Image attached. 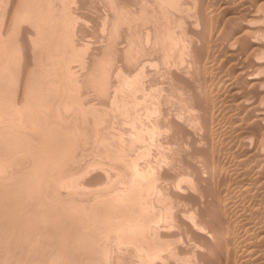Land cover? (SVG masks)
Instances as JSON below:
<instances>
[{
  "label": "rangeland",
  "instance_id": "374dc122",
  "mask_svg": "<svg viewBox=\"0 0 264 264\" xmlns=\"http://www.w3.org/2000/svg\"><path fill=\"white\" fill-rule=\"evenodd\" d=\"M10 1L12 2V0H2V1L0 0V3H1V5H0V26H1L0 34H2V33L4 34V33L8 32L7 35L6 34H4V36L0 35V46L3 45V48L0 50L1 51L0 54L2 56H5L3 54L7 55L10 53L9 55L13 59L12 66L14 68L12 67V69L14 71L13 73L16 74V75H14V74L13 75L17 76L16 77L17 79H14L13 82L10 84V88L13 89V93L9 94L8 96L11 98L9 101L11 102V104H13L14 101L17 100V98L19 100L20 97L23 95L21 99L22 100L24 99V100L22 101L21 105L19 103H17L18 101L15 102L16 105L19 104L18 107L19 106L23 107V108L19 107V108H21V110L18 112L19 119L22 120L21 117L26 116V113L28 112L26 110V108H24V105L26 103L25 100L27 97V95H26L27 93L24 92V90H22L25 88V86L22 87L24 82H25V80L23 79L24 78L23 73L25 75L26 73L29 74L28 72H30L32 74V75H30V77L32 76L31 78H33L35 80L33 82H35V84L37 83L35 86H37V88L40 86L44 87L43 85L47 83L46 81L51 80V77H48V75H49L48 70L55 66L54 68H57V72H56V74L52 75V77H54L56 75L57 77L55 76V79L58 80L56 82H58L59 84L61 83L60 85L62 87L64 84H65L64 85L65 88L69 86L67 89H65L64 93H61L59 96H58V94H56L57 98L54 94H52V93L50 94V95H52V97H51V100L50 99H48V100H50L53 103L56 102L57 104L54 103L55 105H53V103H52V106H51L52 108H49L48 112H47V110H44L45 113H43V111L42 112H34L33 108H31V115H34V113H36L35 115H45V119H47V117H48L50 119H47V120H53V118H54V121L56 123L61 124V125L57 124L58 127L62 126L61 128H63V126L65 127L69 124V126L72 127L71 128L72 130L74 128V130H73L75 132L74 138L77 137V139L76 138L74 139V142L72 143L71 148L68 150V152L69 151L70 152L69 153L67 152L65 154L66 157L64 158V165H65L64 168L66 169V167H67V169L75 170V169H80V168L85 166V169H84L83 173L81 172L82 173L81 175H79L80 173L78 172L77 176H73L74 178L72 177L73 178L72 182H71L72 178L71 179H69L68 177L66 178V182H67L66 184H67L68 188L66 186H64L66 188L65 190H63V187L61 188V190H56V189H58V188H56V189L52 190L53 193L51 191V195L53 197H56L57 199L58 198L60 199V197H61V199L64 198L66 200H72L74 198L75 200L80 199L82 201H87V202L91 201L89 203L94 202V200H99V196L101 199L105 198V200H106V197L108 195L107 200H109L110 202H113V201H116L117 197H118V196H115L116 192L117 191L120 192L121 189H124V190L126 189L125 192H124V190H122L120 192V193L124 192V194L128 192L125 195L134 194V191L136 189H137L136 191L142 190L143 197L141 199V202L144 203V201L146 199V201L149 200L147 202V204L150 202V206L151 205H152L151 207L154 206V208L150 207L151 209L147 208V215L148 216L156 215V217H157L156 221L154 222V225H156L158 228L156 227L154 229V231H151L150 233L153 234V232H154V234H156L155 230L158 231L159 229H161L160 226L162 228H163V226H164V228H166L165 225L167 226V224H168L167 229H173V230H175V233L179 232V233L175 234L174 237L171 238L172 240H174L176 238L174 244L171 246V249L173 248L172 250H176L179 253V250H180L179 248H181L179 246H182V248H185V249L181 248L182 249V250H180L181 253H179V256L181 257V260H180L181 262L184 261L185 264H190V263L199 264V262H200L199 259H198V261H196V259H195L196 256H194V254L191 253V251H193L195 246H201L202 247V245H200V244L198 245V243L196 242V240H195L196 236L195 235H190L191 233L188 234L187 229H186L187 228L186 223H185V225L183 224V222H180V224L182 223L181 225L176 224V221H177V223H179L176 216L181 214V212H182V213H185L186 216L188 217V218L186 217V219H188V222H195L199 219V213L200 214L206 213L204 215V217H207V215L208 216L211 215L210 216L211 219L209 217H207L209 220V221L208 220L207 221L210 223H213V225H219V223L221 222L220 219L222 220L223 223L225 222L224 224L228 223L227 224L228 226L225 225L226 228L224 227L225 233L227 232L228 236H227V233H226V235L224 233L223 236H225V237L223 238V241L221 242L222 244H220L218 241L217 242L214 241L213 245H212V247L215 245L213 248L216 250V252H217V249H216L217 245L219 244L217 248H219V246L222 245L221 246L222 248H220L221 253H220V251H218L217 252L218 254L216 252H214L211 255H209V253H208L209 256L206 255L207 259L210 262H212V263H210L208 260H206L209 264H216V263L220 264L221 262H223L221 264H225L226 263V261H225L226 255L225 254L227 253L226 250L234 249V250L238 251L237 253H239V250H241V248L245 245V244L243 245V243H245V242H243V239H248V240L254 239L253 242H255V241H258L259 243L262 242L261 244L258 243L260 248L259 247L257 248V252H255V253L258 255H255V257H254V258H256V259L258 258V259L254 262V264L256 262H259V261H261L260 264H263V262H264L263 261L264 260V257H263L264 256V250H263L264 244L263 243L264 242L262 240L260 241L259 240L260 238L258 236H255V233H257L256 231H258V227L264 226V221H263L264 220V208H257L256 209V208H253V206L250 207V204L251 205L253 204L254 198L256 199L258 193L261 194L264 189L262 188L263 187L262 185L257 184L256 185L257 189H255L256 187H254L252 192L249 191V193L252 195H249V193H246V195H244L242 191L244 190L246 185H243V183L241 181H239L240 180L239 177L241 175L243 176V173L245 175V178H248V176H250L249 178H252V177H255V175L257 174L256 172L253 171L251 174L247 175V173L245 172L248 168H250L248 163H249V161L253 155L252 152H254L253 147H254L255 143H253V146L251 148L248 147L250 149L249 150L248 148H245L244 146H241L238 143L239 139L237 138L236 132H235V134H236L235 135L234 133H232L231 131L228 130V127L230 125V119L231 118L233 119V117L236 116L235 114H237V113L233 110L234 111V114H233V111L228 110V106H227L228 102H226L227 98H226V96L223 95V94H225L224 91L225 90L227 91L228 85L220 83V82H222L220 80L227 77L225 73L228 74L231 71L230 77L233 76L232 73H234V72H232V66L237 65L239 67V65H240V67L241 66L243 67V65H242L243 62L241 59H238L237 55H235L236 57L232 56L233 58L232 57L229 58V57L224 55V53H225L224 50H225V47L229 44V42H234L233 39H235V41L237 39H240V34L242 36L241 30L243 29V24L241 21H244V19H246L244 16L245 15L244 13L247 10H250L251 6L254 7V5H258L259 2H257L256 0H250V2L251 1L253 2V4H254L253 5L252 2L251 3L247 2L249 0H243L244 2L242 0H225V1H230L229 5H228L227 12H230V14L232 13L231 15L234 16L233 18L235 20H237V17H238L237 21L240 22V25H239V22L234 23V24L233 23L230 24V19L228 18L229 20H227V16H226V19H225V17L222 16L223 8H221L220 4L224 0L223 1L222 0H202V1L201 0H187V2L189 1V4L184 2L186 0H175L176 2L174 1L175 3H173L172 5L164 4L163 0H147V1L146 0H114V1L113 0H85V2H84V0H82V1L81 0H50V1L49 0H44V1L43 0L42 1H40V0H33L32 1L31 0V7H32L31 8V14H33L34 17H33V15H31V17H29L27 15V8H25V7H27L26 5H27V2L29 0H27V1L21 0V2H20V0H18L19 3H21L19 5L17 4L16 0H13V2L11 3V4H13V6L10 5ZM22 1H23V3H22ZM217 1H219V2H217ZM240 1H242V2L240 3ZM254 1H256L257 3ZM14 4L16 6L18 5V7H16ZM210 4H212V7H210L211 6ZM233 4H235V5H233ZM45 5H46V7H45ZM135 6H136V8H135ZM243 6H248V9H247V7L245 8ZM8 7L13 12L15 11V9H16V11H18V8H19V11L15 12V13H17V15L15 17L16 20L12 21L13 18H11V15H12L11 13H13V12H11L10 10L6 11V9ZM214 7L216 10L214 9ZM262 7H264V6H261V8ZM78 8H80V10ZM117 8H119V9H117ZM204 8H206L205 11H204ZM230 8L232 9V11ZM20 9L24 13H22ZM219 9L221 10V12L219 11ZM45 10H47V11H45ZM146 10H148V11H146ZM190 10H192V11H190ZM198 10H200V11L198 12ZM242 10H244L243 14H242ZM263 10H264V8H263ZM25 11H26V13H25ZM44 11L47 13L45 14ZM103 11H104V13H103ZM5 12L8 13L7 18L6 17L3 18ZM219 12L221 15L219 14ZM51 13H52V15H51ZM196 13H197V15H196ZM201 13L204 14L203 16H205V17H203L201 15ZM191 14H192L193 18L191 16ZM261 14H263V16L261 17L262 19H260L259 21L256 20V22H258L259 24L260 23L264 24V11L261 10ZM9 15H10V18H9ZM46 15L47 16L50 15L53 17L56 16V17L54 19L47 18L48 21L46 22L44 27H43V25H39V26H38V24L36 25V23H38L37 21L43 19L40 17L46 16ZM199 15H201L202 17ZM196 16H199L201 18L200 19L198 17L201 20V22ZM222 17H223V19H221ZM182 18H184V19H182ZM202 18L204 19V21H202L203 20ZM230 18H231V16H230ZM9 19L12 21V23L10 21H7ZM208 19L210 20V22ZM112 20H114V22ZM194 20L198 21V22H195ZM207 20H208V22H207ZM224 20L225 21L227 20V22H224ZM16 21H17V23H16ZM185 21H186V23H185ZM189 21L195 22V23H193V26H194V28L197 27V30H199V32H201L199 34L200 36H202V34L204 35V37L202 36L203 40L201 37L199 38L198 35L192 36V33L190 32L192 23H190ZM221 21L225 23V27L222 29V33L220 32V34H219V33H217V30L221 27V24H222ZM199 22H200V24H199ZM211 22L213 24L214 23L215 24L213 25ZM256 22L253 21V23H256ZM219 23H220V25H219ZM7 24H9V25H7ZM56 24H58V25L56 26ZM167 24H168V27H165ZM169 24H170V26H169ZM15 26H17L18 28ZM136 26H138L140 29ZM236 26H238V27H236ZM8 28L11 30L8 31L9 30ZM14 28H16V29H14ZM41 28H43V29H41ZM49 28H51L52 30L55 31L54 32L55 35L57 33L56 36L58 38L54 37L55 35L54 36H47L45 34V32L42 31V30H46ZM141 28H142V31H141ZM230 28H231V31H230ZM5 29H8V30L6 31ZM30 30H31V33L28 34V32ZM158 30H160V31H158ZM22 31H24V32H22ZM106 31L108 32L107 34H106ZM202 31H204V33ZM223 31H225V33ZM12 32H13V34H12ZM58 33H59V35H58ZM261 33H263V32H261ZM261 33L255 34L258 36H255L254 39H256V40L262 39L264 37V33L263 34H261ZM9 35H11V37ZM45 36L47 37L48 41H47V39L45 40ZM236 36H239V37H236ZM21 37L24 41L21 39ZM2 38H4V39H2ZM2 40L3 41L5 40L6 42L5 41H4L5 43L1 42ZM14 40L16 42V45H13L15 43ZM128 41H130V42H128ZM208 41H209V43H208ZM20 42H21V44L24 43V45L22 44L23 47L21 44H19ZM191 42H192V44H191ZM11 43H12V45H11ZM99 43H101V44H99ZM193 43L195 46L193 45ZM18 44H19V46H18ZM199 44L201 45V47ZM20 45H21V47H20ZM26 45L28 48L26 47ZM205 45H206V47H205ZM224 45H225V47H224ZM92 46H93V48H92ZM18 47H20V48H18ZM25 47L28 50V55H27L26 49L25 50L23 49ZM4 48H5V51L7 48L6 52L3 51ZM190 50L193 52H191ZM24 52H25L26 56L28 57V61H29V62L27 61L26 64H23V61L25 60ZM52 52L54 53V55ZM50 53L52 55H50ZM107 53H110V54H107ZM201 53H203V54H201ZM198 54H200V58L198 57L199 56ZM14 55H16V56H14ZM55 55H57V56H55ZM176 56H178V57H176ZM196 57H197V59H196ZM17 58H19V59H17ZM122 59H124V60H122ZM188 60H189V62H188ZM197 60H199V61H197ZM33 61H34V63H33ZM57 61H59V62H57ZM117 61H119V62H117ZM198 62H199V64H198ZM230 62H232V63H230ZM21 63L24 66L21 65ZM52 63H54V64L56 63L58 65V67L56 64L54 65ZM88 64H90V65H88ZM244 65L246 67L247 66L250 67L249 62L248 63L245 62ZM110 67H112V68H110ZM23 68L25 69V71ZM78 69H79V71L77 73ZM51 70H53V69H51ZM150 70H151V72H150ZM196 70H197V72H196ZM43 71L44 72L47 71L48 75L45 76ZM123 71H124V73H123ZM210 71H211V73H210ZM18 73L21 74L22 77H20L21 75L19 76ZM43 74H44V76H43ZM83 74H85V75H83ZM130 74H132V75H130ZM192 75H193V78H192ZM220 75H222V76H220ZM234 75H236V74H234ZM196 77H197V79H196ZM221 77H223V78H221ZM228 77H229V75H228ZM147 78H149V79L147 80ZM190 78H191V80H190ZM18 80H19V82H18ZM20 80H22V81H20ZM18 83H19V85H18ZM89 83H90V85H89ZM189 83L191 86H189ZM186 84H188V85H186ZM78 85H79V87H78ZM17 86H19V87H17ZM183 86H185L188 90L186 91V89ZM187 86H189V87H187ZM225 86H227V87H225ZM204 88H205V91H204ZM223 88H224V90H223ZM14 89H15V91H14ZM178 89H180V90H178ZM206 90H207V92H206ZM248 90L252 91V92L255 91V90H251L250 88ZM17 92H18V94H17ZM50 92H52V91H50ZM214 92H215V94H214ZM252 92H250V95H253V94L254 95L250 96V97H254V99H256V97H255L256 92L255 93H252ZM186 93H188L189 95ZM192 93H194V94H192ZM87 94H89V95H87ZM95 94L97 97H95ZM17 95L19 97H17ZM48 95H49V93L46 94L45 98H50V95L49 96ZM68 95H70V96H68ZM140 95H141V97H140ZM14 96L17 98H15ZM200 96H202V97H200ZM214 96H216V97H214ZM59 97H61V99H62L61 102H60L61 99H58ZM101 97L103 99H101ZM223 97L226 99L224 100ZM34 98L35 97H32L31 100H33ZM104 98H106V99H104ZM185 98H186V100H185ZM208 98H209V100H208ZM257 98H259V97L257 96ZM260 98H261V101H263L262 97H260ZM53 99H55V101ZM217 99H219V100H217ZM50 101H48V102H50ZM88 101H90V102H88ZM113 101H114V103H113ZM204 101L207 103V105L205 104ZM32 102L36 103V100L34 99ZM58 102H59V108L56 107L58 105ZM63 102L65 103L67 108L64 107ZM187 102H190V103L188 104ZM60 103H61V105H60ZM196 103L198 105L200 104L199 106L202 105V107H204V108L206 107L208 109L207 111H209V112L206 114V116L204 114L202 115V113L199 112L200 111L199 109H198L199 111L197 110V108L195 107ZM204 104H205V106H203ZM208 104H209V106H208ZM223 104H224V106H223ZM33 105H34V107H37V104H33ZM33 105L31 104V106H33ZM216 106H218V112H217ZM57 109L60 111H58ZM214 109H215V111H214ZM24 111H25V113H24ZM210 111H211V113H210ZM228 111L231 112L232 115H230ZM130 112H131V114H130ZM56 113L58 114L57 115L58 117L56 116ZM80 114L82 117L79 116ZM46 115H47V117H46ZM63 115L65 118L63 117ZM201 115H202V117L203 116L207 117L208 122L211 123V124L207 123L209 129H207L203 126ZM229 116L231 118H229ZM211 118H213V119H211ZM111 120H112V122H111ZM199 121H201V122H199ZM147 122H149V123H147ZM218 122H220V123L218 124ZM31 123H32V121H31ZM78 124H79V126H78ZM106 125H107V127H106ZM148 125H149V127H148ZM243 126H245L246 128H248L250 130H251V128L257 129V130H255V129H252V130H254L255 132L257 131L259 133V138H261V137L262 138L261 139L258 138V141H256V146L258 148V151H261V150L264 151V137H263L264 127L260 126L262 128H256L259 126H255V125L249 126L248 123L243 124ZM248 126L251 128H249ZM19 127H21V128H19ZM24 127L25 126L22 124L17 126V128L19 130H22V129H23L22 131H25V130L27 131V129L29 130L28 126L25 128ZM70 127L67 126V127H65V129L66 128L69 129ZM128 127H130V129ZM245 127H243V128H245ZM103 128L104 129L107 128V129L104 130ZM89 129H90V131H89ZM32 131L36 132L35 130L31 129V132ZM34 132H32V133H34ZM192 132H193V134H192ZM210 132H212V133H210ZM109 133H110V135H109ZM28 134H30V133H28ZM113 134H115V135H113ZM228 134H230V135L228 136ZM255 134H257V133H255ZM32 135H33V137L35 136V138L38 136V135L36 136L35 133ZM32 135H31V137H32ZM231 135H233V136H231ZM141 136H143V137H141ZM217 136L223 141H221L219 138H217ZM97 137H99V138H97ZM164 138H166L167 140ZM206 138L210 139V140H206ZM252 140H253V142L255 141L254 139H252ZM207 141H209V142H207ZM219 141H221V142L219 143ZM113 142H115V143H113ZM204 142L205 143L207 142V143L205 144ZM231 142H232V144H231ZM76 144H78V145H76ZM88 144H89V146H88ZM195 144H197V145H195ZM202 144H203V146H202ZM73 145H75V146H73ZM126 145H127V147H126ZM199 146H200V148H199ZM159 148L160 149L162 148V149L159 150ZM121 149H122V151H121ZM234 150H235V154H234ZM209 152L210 153L212 152L213 156ZM75 153H77V154H75ZM153 153H154V155H153ZM206 153H208V154H206ZM237 153L239 154V156ZM248 153L251 156H249ZM72 154H74V156ZM88 155L90 156V158ZM97 155H99V156L97 157ZM103 155H105V157ZM210 156L212 157V159ZM236 157H237V159H236ZM246 157H248V158H246ZM256 157L257 156L254 157L255 160H256ZM67 159H68V161H67ZM69 159H71V160H69ZM245 159H247V160L249 159L248 162ZM202 160H204V161H202ZM220 160H221V162H220ZM18 161H17V163H18L17 165L12 166L15 169V170L14 169L13 170L17 171V172L22 171V170H24V168H27L29 166L30 163H28L26 161L32 162L29 158H26V160L22 159L23 162H21V161L18 162ZM73 161H75V162H73ZM192 161H194V162H192ZM20 162L22 163L21 165H19ZM94 162L97 164L96 166H95ZM23 163L25 165H23ZM203 163L205 165H203ZM254 163L258 164L257 165L258 167L256 170L257 171L259 170L258 172H260L261 171V169L259 168L260 162L255 161ZM87 164H88V166H87ZM218 164H219V166H218ZM26 165H28V166L25 167ZM89 165L91 166L90 169H89ZM21 166H22V169H21ZM94 166H95V168H94ZM214 166L216 167L215 169H214ZM242 166H244V167H242ZM10 167L11 166H9V168L7 166L2 167L4 169L0 170V174L2 175V176L0 175L1 178L5 177V176L6 177L10 176L9 174H11L13 171V170L12 171L9 170V169H12V167L11 168ZM87 169H89V170H87ZM93 169L96 171H94ZM121 169H123V170H121ZM235 169L236 170L238 169V172ZM8 170L11 172H9ZM193 171H195L196 173ZM2 172H3V174H2ZM101 172L103 175L105 174L107 177L104 175V178H103V176L100 178ZM247 172H249V171L247 170ZM91 173H93V174H91ZM7 174H8V176H7ZM85 176L87 178H85ZM218 176H219V178H218ZM233 176H235L234 178H236V176H237V178L234 179ZM6 177H5V179H6ZM113 177H116V178L113 179ZM127 177H129V179ZM195 178H197V179H195ZM86 179H88V180H86ZM94 179H95V181H93ZM237 179H239V180H237ZM261 179L262 180L260 182L262 183L264 180V173L261 175ZM235 181L236 182L238 181L237 183H239V184H236ZM91 182H93V184ZM69 183L71 184L70 185L71 187H69V185H68ZM183 184H184V186H183ZM240 184H242V187L240 186ZM263 184H264V182H263ZM136 185H137V187H135ZM90 186L91 187L93 186V188H91ZM97 186H98V188H97ZM141 186L143 187V189H141ZM216 186L218 188H216ZM129 188H131L129 190L130 192L127 191ZM184 188H186L187 190ZM206 188L211 193L209 192L206 194V192H205ZM150 189H152V190H150ZM188 189H189V191H188ZM241 189H242V191H241ZM59 191H60V193H59ZM61 191H62V193H61ZM253 191H256L257 194H255L256 192H253ZM200 192H201V194H200ZM111 193H113L112 196H111ZM120 193H118V194L120 195ZM216 193H218V194H216ZM241 193L243 194V196ZM66 194H68V195L66 196ZM145 194H147V195H145ZM203 194H204L205 198H204ZM101 195H103V196H101ZM144 195H145V197H144ZM178 195L181 197H179ZM235 195H237L238 197ZM64 196H66L67 198ZM201 196H203V197H201ZM207 196H209V197L207 198ZM109 197L113 198L112 199L113 201H111V199ZM114 197H115V199H114ZM231 197H233V198H231ZM197 198H199V199H197ZM250 198L252 199V201ZM188 199L191 202L188 201ZM193 199H194V201H193ZM215 200H217V201H215ZM222 200H225V201H222ZM248 202H249V205H248ZM87 204L88 203H86V205ZM243 204H246L248 208L246 207V205H243ZM187 205H189V207ZM148 207H149V205H148ZM233 207H235V208H233ZM237 207H238V209H237ZM160 208H162V209H160ZM208 208L210 209L209 211L206 210ZM217 209L219 210V213H218ZM246 209H248V210H246ZM253 209H255V210H253ZM193 210H195V211H193ZM230 211H232L233 213ZM209 212H210V214H207ZM215 212H216V214H215ZM246 212H247V214H246ZM212 213H214V216ZM196 214H197V216H196ZM238 215H240V217ZM215 216H217V218ZM227 216H228V218H227ZM174 217H176V218H174ZM215 219H216V222H215ZM212 220H213V222H211ZM256 220H258L257 221L258 224L256 223ZM158 221H159V223H158ZM175 226L176 227L178 226L179 228L178 227L176 228ZM246 226H247V228L249 227L248 229H250V230L246 231V228H245ZM250 226L252 228H250ZM233 228H235V229H233ZM227 229H229V230L227 231ZM230 230H232V231L230 232ZM202 231L206 232V229H202ZM235 236L237 239H235ZM239 236L241 237V239L240 238L238 239ZM185 237H187V238L185 239ZM242 237H243V239H242ZM228 238L230 240H232L233 245L231 243H230L231 245L228 244V242H227L229 240ZM111 239H113V237H111L109 239V241L107 242V245L105 247H103V249H102L103 251H101L102 255L101 254L100 255H101L102 260H101L100 264H125V263L126 264H140L141 263V262H138V261H141V258L139 255H137L138 253L136 254L132 243H128L127 241L119 242L116 239H113V240H111ZM226 239H227V241H226ZM234 240L238 243H236ZM189 241H191V242H189ZM239 241L242 244L239 243ZM118 243H120V244H118ZM215 243H217V244H215ZM239 244H241V246ZM119 245H121V247ZM124 245L127 247H124ZM191 245H192V247H191ZM229 245L232 246V248H230ZM235 245H237V246L239 245L240 247L238 246V248H237V246H235ZM262 245H263V247H262ZM4 246L5 245L0 246V249L3 250L5 248ZM128 247H130L131 251L133 249V252L128 251ZM201 247H199V248H201ZM235 248H237V249H235ZM108 249H109V251L107 253ZM202 249L204 250V247H202ZM185 250H187V252ZM182 251H183V253H182ZM223 251H225V253ZM24 252H26V249L23 251V255H26V253H24ZM204 252L207 253L206 251H204ZM222 252L224 255L222 254ZM219 253L225 259H222L223 257L221 258V255ZM216 254L218 255V256H216L217 259L215 258ZM210 256L211 257L213 256L212 260L210 259ZM105 257H107V258H105ZM213 258H215V259H213ZM193 259H195V260H193ZM218 259H219V261H218ZM230 259H231V257H230ZM230 259H229V262L231 264H234V263L240 264L241 263L240 260L238 261V258H237V260L235 259L237 262L235 260H230ZM171 260H172V258H171ZM171 260H169V261L172 262ZM190 261H192V262H190ZM200 264H201V262H200Z\"/></svg>",
  "mask_w": 264,
  "mask_h": 264
},
{
  "label": "bare ground",
  "instance_id": "6f19581e",
  "mask_svg": "<svg viewBox=\"0 0 264 264\" xmlns=\"http://www.w3.org/2000/svg\"><path fill=\"white\" fill-rule=\"evenodd\" d=\"M2 1V0H1ZM17 1V4H21L19 3L18 0ZM27 1V0H26ZM33 1V0H32ZM42 1V0H40ZM44 1V0H43ZM50 1V0H49ZM48 1V2H49ZM82 1V0H81ZM114 1V0H113ZM147 1V0H146ZM175 0H163L164 4H169V5H172ZM202 1V0H201ZM223 1V0H222ZM243 1V0H242ZM240 1V3L242 2ZM257 2H259L258 5H254L253 2L252 4L254 5V7H250L251 9L250 10H247L245 13H244V10H242V14L244 13L245 15V18L244 21H241L242 24H243V29L241 30L242 32V36L240 34V39H237L236 37H239V36H236L235 38L237 39L234 42H229V44L225 47V50H224V55L227 56V57H236L235 55L238 56V59H241L242 60V65L243 67L239 65V67L236 65V66H232V75L230 77V74H231V71L227 74H226V78L220 80L222 82H220L221 84H226L228 85V88H227V91L225 90V94H223L224 96H226L227 98V101L228 104V110L229 111H235L237 114H235L236 116L233 117V119L229 116L230 119V125L228 127V130L231 131L232 133L237 134V138L239 139L238 143L241 145V146H244L245 148H248V147H252L253 146V143L254 144V152L248 165L250 168H248L247 170L249 172H247V170L245 171L248 174H251L253 171L256 172L255 174V177H252V178H249L250 176H248V178H245V175L243 173V176L239 177V181H241L243 183V185H246L244 190L241 191L243 192L244 195H246V193H249V191L252 192V190L254 189V187H256L257 184L259 185H262L263 189H264V180L263 182L261 183L260 181L262 180L261 179V175L264 173V151L261 150V151H258V148L256 146V141H258V138H259V133L252 129H255V128H251L249 126L251 125H255V126H259V127H256V128H262L264 127V37L260 40H256L254 39L255 36H258V35H255V34H260L261 32L264 33V24L262 23H258L256 22L259 21L260 19H262L261 17L263 16V14H261V10H263L264 7L261 8V6H264V0H256ZM254 1V2H256ZM13 2V0H12ZM10 1V5L13 6V4ZM21 2V0H20ZM85 2V0H84ZM158 2V1H157ZM186 2L187 4H189V1ZM183 2V3H184ZM191 2V1H190ZM212 2V1H211ZM219 2V1H217ZM244 2V1H243ZM246 2V1H245ZM248 3L250 2L247 1ZM250 2V3H251ZM256 2V3H257ZM9 3V2H8ZM16 3V2H15ZM23 3V1H22ZM40 3V2H39ZM42 3V2H41ZM61 3V2H60ZM112 3V2H111ZM192 3V2H191ZM194 3V2H193ZM197 3V2H196ZM195 3V4H196ZM204 3V2H203ZM213 3V2H212ZM221 3V2H220ZM230 1H223L220 5H221V8H223L222 10V16L225 17L226 19V16H227V20L230 19V24H234V23H237L239 21L238 20V17H237V20H235L233 17V15L230 14V12H227L228 10V5H229ZM233 3V2H232ZM239 3V4H240ZM255 3V4H256ZM26 4V3H25ZM58 4V3H57ZM116 4V3H115ZM156 4V3H155ZM160 4V3H159ZM163 4V3H162ZM180 4V3H179ZM236 4V3H235ZM233 4V5H235ZM1 5V3H0ZM9 5V6H10ZM15 5V4H14ZM18 5L16 7H18ZM24 5V4H23ZM107 5V4H106ZM120 5V4H119ZM128 5V4H127ZM207 5V4H206ZM212 7V4H210ZM219 5V4H218ZM237 5V4H236ZM243 5V4H242ZM246 5V4H245ZM14 6V7H15ZM27 15L29 17H31V0H29L27 2ZM118 6V5H117ZM122 6V5H121ZM152 6V5H151ZM183 6V5H182ZM202 6V5H201ZM209 6V5H208ZM215 6V5H214ZM239 6V5H238ZM241 6V5H240ZM15 7V8H16ZM46 7V5H45ZM217 7V6H216ZM243 7H247L248 9V6H243ZM14 8V9H15ZM53 8V7H52ZM66 8V7H65ZM64 8V9H65ZM75 8V7H74ZM106 8V7H105ZM121 8V7H120ZM123 8V7H122ZM125 8V7H124ZM136 8V6H135ZM202 8V7H201ZM12 9V8H11ZM80 10V8H78ZM119 9V8H117ZM197 9V8H196ZM203 9V8H202ZM206 8H204V11H205ZM215 9V7H214ZM219 9V11L221 12V10ZM231 9V8H230ZM7 10H10L9 7L6 9ZM21 10V9H20ZM53 10V9H52ZM76 10V9H75ZM74 10V11H75ZM141 10V9H140ZM216 10V9H215ZM218 10V9H217ZM246 10V9H245ZM11 11V10H10ZM18 11H19V8H18ZM15 11H11L13 13H11V18L12 21L13 20H16V15L17 13L15 12H18ZM47 11V10H45ZM44 13L46 14L47 12ZM106 11V10H105ZM137 11V10H136ZM135 11V12H136ZM148 11V10H146ZM157 11V10H156ZM192 11V10H190ZM200 10H198L199 12ZM202 11V10H201ZM232 11V9H231ZM240 11V10H239ZM9 12V11H8ZM22 12V10H21ZM20 12V13H21ZM77 12V11H76ZM75 12V13H76ZM109 12V11H108ZM114 12V11H113ZM116 12V11H115ZM118 12V11H117ZM128 12V11H127ZM132 12V11H131ZM158 12V11H157ZM217 12V11H216ZM219 12V14H220ZM238 12V11H237ZM6 13V12H5ZM4 13V16L3 18H7L8 17V13L5 14ZM24 13V12H22ZM26 13V11H25ZM104 13V11H103ZM106 13V12H105ZM185 13V12H184ZM204 13V12H203ZM209 13V12H208ZM235 13V12H234ZM50 14V13H49ZM131 14V13H130ZM206 14V13H205ZM216 14V13H215ZM241 14V15H242ZM20 15V14H19ZM43 15V14H42ZM52 15V13H51ZM109 15V14H108ZM177 15V14H176ZM179 15V14H178ZM184 15V14H183ZM195 15V14H194ZM197 15V13H196ZM201 15L203 16L204 14L201 13ZM199 15V16H201ZM213 15V14H212ZM221 15V14H220ZM219 15V16H220ZM59 16V15H58ZM114 16V15H113ZM161 16V15H160ZM180 16V15H179ZM192 16V14H191ZM199 16H196L197 18ZM201 16V17H202ZM210 16V15H209ZM231 16V18H230ZM238 16V15H237ZM21 17V16H20ZM34 17V15H33ZM56 17V16H55ZM55 17L53 16H41L40 18H43L39 21H37L38 23H36V25L38 24L39 25H44L46 24V22L48 21L47 18H52L54 19ZM81 17V16H80ZM101 17V16H100ZM205 17V16H203ZM212 17V16H211ZM223 17L221 19H223ZM9 18H10V15H9ZM18 18V17H17ZM77 18V17H76ZM114 18V17H113ZM112 18V19H113ZM116 18V17H115ZM124 18V17H123ZM193 18V16H192ZM200 18V17H199ZM198 18V19H199ZM217 18V17H216ZM229 18V19H228ZM242 18V17H241ZM134 19V18H133ZM136 19V18H135ZM179 19V18H178ZM184 19V18H182ZM197 19V20H198ZM201 19V18H200ZM199 19V20H200ZM203 19V18H202ZM6 20V19H5ZM77 20V19H76ZM107 20V19H106ZM162 20V19H161ZM209 20V19H208ZM207 20V22H208ZM227 20L224 22H227ZM243 20V19H242ZM7 21H10L12 23V21L9 19ZM22 21V20H21ZM114 22V20H112ZM195 21V20H194ZM204 21V19L202 20ZM219 21V20H218ZM256 22V23H253ZM9 22V23H10ZM15 22V21H14ZM13 22V23H14ZM20 22V21H19ZM33 22V21H32ZM36 22V21H35ZM123 22V21H122ZM191 24V33H192V36H195V35H198L199 38L202 36L204 37V35L202 34V36H200L199 34L201 32H199V30H197V27L194 28L193 26V23L195 22H198V21H195V22H191L189 21ZM201 22V20H200ZM199 22V24H200ZM210 22V20H209ZM222 22V21H221ZM222 22L221 24V27L217 30V33L220 34V32L222 33V29L225 27V23ZM17 23V21H16ZM62 23V22H61ZM109 23V22H108ZM164 23V22H163ZM172 23V22H171ZM186 23V21H185ZM212 23V22H211ZM4 24V23H3ZM54 24V23H53ZM77 24V23H76ZM135 24V23H134ZM213 24V23H212ZM211 24V25H212ZM215 24V23H214ZM213 24V25H214ZM228 24V23H227ZM229 24V25H230ZM241 24V25H242ZM9 25V24H7ZM11 25V24H10ZM35 25V24H34ZM58 24H56L57 26ZM112 25V24H111ZM132 25V24H131ZM136 25V24H135ZM172 25V24H171ZM185 25V24H184ZM187 25V24H186ZM190 25V24H189ZM205 25V24H204ZM212 25V26H213ZM220 25V23H219ZM236 25V24H235ZM239 25H240V22H239ZM13 26V25H12ZM51 26V25H50ZM170 26V24H169ZM181 26V25H180ZM232 26V25H231ZM8 27V26H7ZM6 27V28H7ZM14 27V26H13ZM12 27V28H13ZM17 27V26H15ZM26 27V26H25ZM34 27V26H33ZM48 27V26H47ZM138 27V26H136ZM165 27H168V24L165 26ZM205 27V26H204ZM227 27V26H226ZM233 27V26H232ZM238 27V26H236ZM242 27V26H241ZM1 28V26H0ZM18 28V27H17ZM46 28V27H45ZM121 28V27H120ZM139 28V27H138ZM187 28V27H186ZM190 28V27H189ZM9 29V28H8ZM8 29H5L6 31ZM16 29V28H14ZM43 29V28H41ZM56 29V28H55ZM64 29V28H63ZM72 29V28H71ZM108 29V28H107ZM136 29V28H135ZM140 29V28H139ZM204 29V28H203ZM206 29V28H205ZM226 29V28H225ZM229 29V28H228ZM235 29V28H234ZM11 29H9L8 31H10ZM19 30V29H18ZM39 30V29H38ZM69 30V29H68ZM114 30V29H113ZM122 30V29H121ZM120 30V31H121ZM124 30V29H123ZM152 30V29H151ZM188 30V29H187ZM207 30V29H206ZM210 30V29H209ZM216 30V29H215ZM5 31V32H6ZM43 32H45V34L47 36H54L55 35V31L52 30L51 28L49 29H46V30H42ZM59 31V30H58ZM118 31V30H117ZM125 31V30H124ZM131 31V30H130ZM140 31V30H139ZM141 31H142V28H141ZM140 31V32H141ZM160 31V30H158ZM205 31V30H204ZM204 31H202L204 33ZM213 31V30H212ZM230 31H231V28H230ZM238 31V30H237ZM15 32V31H14ZM17 32V31H16ZM20 32V31H19ZM24 32V31H22ZM28 32V31H27ZM26 32V33H27ZM119 32V31H118ZM207 32V31H206ZM225 33V31H223ZM31 33V30L28 32V34ZM108 32L106 31V34ZM138 33V32H137ZM261 33V34H263ZM4 34H8V32L4 33ZM4 34H0L1 36ZM13 34V32H12ZM11 34V35H12ZM20 34V33H19ZM110 34V33H109ZM124 34V33H123ZM185 34V33H184ZM206 34V33H205ZM236 34V33H235ZM5 35V36H6ZM11 35H9L11 37ZM15 35V34H14ZM24 35V34H23ZM35 35V34H34ZM57 35V33H56ZM54 36V37H57V36ZM59 35V33H58ZM129 35V34H128ZM137 35V34H136ZM139 35V34H138ZM230 35V34H229ZM16 36V35H15ZM39 36V35H38ZM104 36V35H103ZM145 36V35H144ZM231 36V35H230ZM235 36V35H234ZM262 36V35H261ZM19 37V36H18ZM67 37V36H66ZM109 37V36H108ZM111 37V36H110ZM161 37V36H160ZM173 37V36H172ZM188 37V36H187ZM191 37V36H190ZM42 38V37H41ZM58 38V37H57ZM63 38V37H62ZM101 38V37H100ZM144 38V37H143ZM211 38V37H210ZM4 39V38H2ZM19 39V38H18ZM22 39V37H21ZM47 39V37L45 36V40ZM54 39V38H53ZM197 39V38H196ZM17 40V39H16ZM23 40V39H22ZM28 40V39H27ZM120 40V39H119ZM137 40V39H136ZM152 40V39H151ZM188 40V39H187ZM192 40V39H191ZM203 40V38H202ZM221 40V39H220ZM5 41V40H4ZM3 40L1 42H4ZM24 41V40H23ZM48 41V39H47ZM65 41V40H64ZM184 41V40H183ZM193 41V40H192ZM207 41V40H206ZM6 42V41H5ZM4 42V43H5ZM15 42V40H14ZM34 42V41H33ZM130 42V41H128ZM141 42V41H140ZM196 42V41H195ZM205 42V41H204ZM214 42V41H213ZM228 42V41H227ZM3 43V44H4ZM27 43V42H26ZM105 43V42H104ZM168 43V42H167ZM209 43V41H208ZM219 43V42H218ZM21 44V42L19 43ZM18 44V46H19ZM24 45V43H22ZM21 44V45H22ZM40 44V43H39ZM76 44V43H75ZM101 44V43H99ZM103 44V43H102ZM118 44V43H117ZM149 44V43H148ZM192 44V42H191ZM207 44V43H206ZM224 44V43H223ZM5 45V44H4ZM9 45V44H8ZM12 45V43H11ZM13 45H16V42L13 44ZM20 45V47H21ZM22 45V47H23ZM52 45V44H51ZM98 45V44H97ZM126 45V44H125ZM136 45V44H135ZM190 45V44H189ZM194 45V43H193ZM200 45V44H199ZM62 46V45H61ZM67 46V45H66ZM106 46V45H105ZM104 46V47H105ZM117 46V45H116ZM119 46V45H118ZM129 46V45H128ZM144 46V45H143ZM178 46V45H177ZM195 46V45H194ZM214 46V45H213ZM220 46V45H219ZM218 46V47H219ZM9 47V46H8ZM14 47V46H13ZM18 47V48H20ZM27 47V45H26ZM23 48L24 50L26 49ZM30 47V46H29ZM32 47V46H31ZM91 47V46H90ZM95 47V46H94ZM100 47V46H99ZM191 47V46H190ZM201 47V45H200ZM199 47V48H200ZM206 47V45H205ZM3 48V45L0 46V50ZM28 48V47H27ZM44 48V47H43ZM77 48V47H76ZM93 48V46H92ZM118 48V47H117ZM140 48V47H139ZM178 48V47H177ZM203 48V47H202ZM210 48V47H209ZM13 49V48H12ZM33 49V48H32ZM16 50V49H15ZM20 50V49H19ZM23 50V51H24ZM31 50V49H30ZM53 50V49H52ZM99 50V49H98ZM105 50V49H104ZM115 50V49H114ZM118 50V49H117ZM121 50V49H120ZM179 50V49H178ZM211 50V49H210ZM219 50V49H218ZM217 50V51H218ZM223 50V49H222ZM4 52L7 51V48H6V51H5V48L3 50ZM9 51V50H8ZM27 51V55H28V50L26 49ZM25 51V52H26ZM37 51V50H36ZM39 51V50H38ZM61 51V50H60ZM93 51V50H92ZM100 51V50H99ZM182 51V50H181ZM191 51V50H190ZM197 51V50H196ZM209 51V50H208ZM1 52V51H0ZM24 52V54H25ZM32 52V51H31ZM74 52V51H73ZM103 52V51H102ZM139 52V51H138ZM144 52V51H143ZM193 52V51H191ZM201 52V51H200ZM199 52V53H200ZM204 52V51H203ZM210 52V51H209ZM214 52V51H213ZM14 53V52H13ZM38 53V52H37ZM53 53V52H52ZM95 53V52H94ZM188 53V52H187ZM190 53V52H189ZM211 53V52H210ZM10 54V53H9ZM9 54H3L5 56H2L0 54V170H3L4 168L2 167H8L9 166H13V165H17V161H22L23 160H26V158H29L32 162H29V161H26L29 164L26 165L25 167L27 168H24V170L22 171H14L15 169L12 167V169H9V170H13L11 174H9L10 176H7L6 179L5 177L1 178L0 177V246H3L5 245L3 248V250L0 249V264H100L101 263V251H103V247H105L107 245V242L109 241V239L111 237H113V239H116L118 240L119 242H122V241H127L128 243H132L133 244V248L136 252L137 255L140 256L141 258V261H138V262H141L140 264H185L184 261L181 262V257L179 256V253L180 250L182 249H185V248H182V246H179L181 248H178L180 249L179 250V253L178 251L176 250H172L171 249V246L174 244L176 238L174 240H172L171 238L175 236V234L179 233H175V230L173 229H167V226L165 225L166 228H163L160 226L161 229H159L158 231L155 230L156 234H151L150 232L151 231H154V229L157 227L156 225H154V222L156 221L157 217L156 215H151V216H148L147 215V208H150V202L147 204V202L149 200L144 201V203L141 202V199L143 197V192L142 190H138L134 191V194L132 195H125L127 194L131 188H129L124 194L125 190L124 189H121L124 190V192L120 193V195L116 192L115 196H118L117 197V200L116 201H113L111 197H109L111 199V201L113 202H110L109 200H107V197H106V200L105 198H100L99 196V200H94V202L92 203H89L87 201H82V200H75L74 198L72 200H66L64 199H60L56 198V197H53L51 195V191L56 189V190H61V188L63 187V190H65L66 188L64 186H67V182H66V178L68 177L69 179H71L73 176H77L78 172L80 173L79 175H81L85 169V166L80 168V169H66L64 168V158L66 157L65 154L68 152V150L71 148L72 146V143L74 142V139L77 137L74 138V134L75 132L71 129L72 127L69 126V124L67 125L68 127H70L69 129H65V127L67 126H63V128L61 127H58V125H61L59 123H56L54 121V118L53 120H47V119H50L47 117V119H45V115H35L36 113H34V115H31V108H33L34 112H44V110H47V112L49 111V108H52V103L50 100H51V97L52 95H50L51 93L54 94L56 96V94H58V96L61 94V93H64L65 92V89H67L68 87H63L56 81L55 79V76L52 77V75L56 74L57 72V68H54L52 67L51 69H49V75H48V72L47 71H43V73L46 75H48V77H51V80L49 81H46L47 83L46 84H42L44 87H38L35 86V81L33 78L30 77V75H32L30 72H28L29 74H25L23 73V79L25 80L24 84L22 87L25 86L24 89V92H26L27 94V97H26V100H25V105H24V108H26V110L28 111L26 113V116H22V120L19 119V114L18 112L21 110V108H23L22 106H19L21 108L18 107V105L22 104V96L20 97V99L18 100L17 97H19L17 95V100L14 101L13 104H11V102L9 101L11 98L8 96L9 94L13 93V89L10 88V84L13 82L14 79H17L16 77L17 76H14L16 75L15 73H13V69H12V63H13V59L12 57L9 55ZM16 54V53H15ZM23 54V53H22ZM30 54V53H29ZM98 54V53H97ZM107 54H110V53H107ZM139 54V53H138ZM192 54V53H191ZM203 54V53H201ZM207 54V53H206ZM50 55H52L50 53ZM54 55V53H53ZM72 55V54H71ZM112 55V54H111ZM110 55V56H111ZM135 55V54H134ZM179 55V54H178ZM199 58H200V54H198ZM205 55V54H204ZM16 56V55H14ZM13 56V57H14ZM32 56V55H31ZM38 56V55H37ZM57 56V55H55ZM70 56V55H69ZM104 56V55H103ZM128 56V55H127ZM133 56V55H132ZM185 56V55H184ZM212 56V55H211ZM215 56V55H214ZM219 56V55H218ZM223 56V55H222ZM102 57V56H101ZM124 57V56H123ZM178 57V56H176ZM189 57V56H188ZM217 57V56H216ZM220 57V56H219ZM88 58V57H87ZM98 58V57H97ZM116 58V57H115ZM119 58V57H118ZM146 58V57H145ZM184 58V57H183ZM198 58V59H199ZM202 58V57H201ZM209 58V57H208ZM218 58V57H217ZM233 58V57H232ZM19 59V58H17ZM33 59V58H32ZM35 59V58H34ZM40 59V58H39ZM51 59V58H50ZM56 59V58H55ZM96 59V58H95ZM117 59V58H116ZM149 59V58H148ZM147 59V60H148ZM153 59V58H152ZM187 59V58H186ZM197 59V57H196ZM203 59V58H202ZM227 59V58H226ZM237 59V58H236ZM98 60V59H97ZM108 60V59H107ZM112 60V59H111ZM114 60V59H113ZM124 60V59H122ZM28 61V57L26 56L25 54V60L23 61V64H26ZM199 61V60H197ZM214 61V60H213ZM29 62V61H28ZM41 62V61H40ZM46 62V61H45ZM59 62V61H57ZM92 62V61H91ZM90 62V63H91ZM99 62V61H98ZM119 62V61H117ZM122 62V61H121ZM125 62V61H124ZM177 62V61H176ZM186 62V61H185ZM189 62V60H188ZM191 62V61H190ZM194 62V61H193ZM215 62V61H214ZM221 62V61H220ZM236 62V61H235ZM245 62H249L250 63V67H246L244 65ZM16 63V62H15ZM34 63V61H33ZM32 63V64H33ZM123 63V62H122ZM144 63V62H143ZM152 63V62H151ZM232 63V62H230ZM21 63V65H23ZM29 64V63H28ZM48 64V63H47ZM54 64V63H52ZM56 64V63H55ZM54 64V65H55ZM59 64V63H58ZM66 64V63H65ZM176 64V63H175ZM199 64V62H198ZM213 64V63H212ZM211 64V65H212ZM216 64V63H215ZM57 65V64H56ZM61 65V64H60ZM64 65V64H63ZM90 65V64H88ZM151 65V64H150ZM186 65V64H185ZM189 65V64H188ZM214 65V64H213ZM247 65V64H246ZM24 66V65H23ZM26 66V65H25ZM50 66V65H49ZM74 66V65H73ZM72 66V67H73ZM84 66V65H83ZM93 66V65H92ZM118 66V65H117ZM183 66V65H182ZM191 66V65H190ZM218 66V65H217ZM230 66V65H229ZM36 67V66H35ZM40 67V66H39ZM58 67V65H57ZM75 67V66H74ZM73 67V68H74ZM161 67V66H160ZM210 67V66H209ZM208 67V68H209ZM14 68V67H13ZM22 68V67H21ZM37 68V67H36ZM43 68V67H42ZM49 68V67H48ZM77 68V67H76ZM96 68V67H95ZM108 68V67H107ZM112 68V67H110ZM250 68V69H249ZM24 69V68H23ZM38 69V68H37ZM41 69V68H40ZM39 69V70H40ZM71 69V68H70ZM81 69V68H80ZM123 69V68H122ZM134 69V68H133ZM149 69V68H148ZM192 69V68H191ZM31 70V69H30ZM34 70V69H33ZM91 70V69H90ZM97 70V69H96ZM117 70V69H116ZM162 70V69H161ZM209 70V69H208ZM214 70V69H213ZM22 71V70H21ZM25 71V69H24ZM76 71V70H75ZM79 69L77 70V73H78ZM138 71V70H137ZM146 71V70H145ZM179 71V70H178ZM195 71V70H194ZM225 71V70H224ZM27 72V71H26ZM151 72V70H150ZM149 72V73H150ZM180 72V71H179ZM197 72V70H196ZM220 72V71H219ZM63 73V72H62ZM98 73V72H97ZM116 73V72H115ZM124 73V71H123ZM132 73V72H131ZM156 73V72H155ZM158 73V72H157ZM188 73V72H187ZM190 73V72H189ZM195 73V72H194ZM193 73V74H194ZM206 73V72H205ZM211 73V71H210ZM217 73V72H216ZM215 73V74H216ZM14 74V75H13ZM36 74V73H35ZM42 74V73H41ZM43 74V76H44ZM58 74V73H57ZM82 74V73H81ZM146 74V73H145ZM184 74V73H183ZM203 74V73H202ZM213 74V73H212ZM211 74V75H212ZM221 74V73H220ZM236 74V75H234ZM18 75L20 76L21 74L18 73ZM85 75V74H83ZM110 75V74H109ZM132 75V74H130ZM155 75V74H154ZM190 75V74H189ZM196 75V74H195ZM229 75V77H228ZM60 76V75H59ZM82 76V75H81ZM96 76V75H95ZM103 76V75H102ZM101 76V77H102ZM127 76V75H126ZM198 76V75H197ZM206 76V75H205ZM218 76V75H217ZM222 76V75H220ZM225 76V75H224ZM223 76V77H224ZM22 77V75L20 76ZM57 77V76H56ZM86 77V76H85ZM151 77V76H150ZM191 77V76H190ZM216 77V76H215ZM221 77V78H223ZM36 78V77H35ZM47 78V77H46ZM59 78V77H58ZM78 78V77H77ZM82 78V77H81ZM96 78V77H95ZM115 78V77H114ZM192 78H193V75H192ZM214 78V77H213ZM220 78V79H221ZM19 79V78H18ZM22 79V78H21ZM22 79V80H23ZM67 79V78H66ZM83 79V78H82ZM91 79V78H90ZM89 79V80H90ZM99 79V78H98ZM113 79V78H112ZM149 78H147L148 80ZM197 79V77H196ZM20 80V81H22ZM62 80V79H61ZM64 80V79H63ZM72 80V79H71ZM86 80V79H85ZM151 80V79H150ZM191 80V78H190ZM205 80V79H204ZM241 80V81H240ZM78 81V80H77ZM102 81V80H101ZM215 81V80H214ZM217 81V80H216ZM219 81V80H218ZM19 82V80H18ZM37 82V81H36ZM39 82V81H38ZM64 82V81H63ZM80 82V81H79ZM82 82V81H81ZM112 82V81H111ZM115 82V81H114ZM195 82V81H194ZM42 83V82H41ZM88 83V82H87ZM101 83V82H100ZM198 83V82H197ZM208 83V82H207ZM17 84V83H16ZM84 84V83H83ZM195 84V83H194ZM19 85V83H18ZM90 85V83H89ZM111 85V84H110ZM129 85V84H128ZM143 85V84H142ZM141 85V86H142ZM188 85V84H186ZM193 85V84H192ZM13 86V85H12ZM21 86V85H20ZM82 86V85H81ZM113 86V85H112ZM139 86V85H138ZM150 86V85H149ZM156 86V85H155ZM180 86V85H179ZM189 86L190 83H189ZM187 86V87H189ZM194 86V85H193ZM203 86V85H202ZM220 86V85H219ZM19 87V86H17ZM72 87V86H71ZM79 87V85H78ZM119 87V86H118ZM148 87V86H147ZM177 87V86H176ZM186 91L188 90L185 86H183ZM196 87V86H195ZM209 87V86H208ZM212 87V86H211ZM222 87V86H221ZM227 87V86H225ZM87 88V87H86ZM146 88V87H145ZM200 88V87H199ZM213 88V87H212ZM211 88V89H212ZM251 89V90H255V91H249L248 89ZM98 89V88H97ZM182 89V88H181ZM201 89V88H200ZM215 89V88H214ZM218 89V88H217ZM19 90V89H18ZM63 90V91H62ZM95 90V89H94ZM147 90V89H146ZM180 90V89H178ZM184 90V89H183ZM213 90V89H212ZM224 90V88H223ZM15 91V89H14ZM17 91V90H16ZM52 91V92H50ZM198 91V90H197ZM204 91H205V88H204ZM215 91V90H214ZM19 92V91H18ZM17 92V94H18ZM83 92V91H82ZM87 92V91H86ZM113 92V91H112ZM146 92V91H145ZM201 92V91H200ZM207 92V90H206ZM222 92V91H221ZM250 92L252 93H255V97L256 99H254V97H250V96H253V95H250ZM50 95V98H45L46 97V94ZM128 93V92H127ZM151 93V92H150ZM184 93V92H183ZM191 93V92H190ZM196 93V92H195ZM24 94V93H23ZM70 94V93H69ZM92 94V93H91ZM90 94V95H91ZM114 94V93H113ZM140 94V93H139ZM145 94V93H144ZM143 94V95H144ZM188 94V93H186ZM194 94V93H192ZM199 94V93H198ZM211 94V93H210ZM215 94V92H214ZM261 94V95H260ZM48 95V96H49ZM83 95V94H82ZM86 95V94H85ZM89 95V94H87ZM107 95V94H106ZM147 95V94H146ZM189 95V94H188ZM201 95V94H200ZM205 95V94H204ZM47 96V97H48ZM63 96V95H62ZM70 96V95H68ZM76 96V95H75ZM129 96V95H128ZM257 96L260 98L262 97V100L261 101V98H257ZM25 97V96H24ZM32 97H35L34 99L36 100V103L32 102L33 100ZM92 97V96H91ZM94 97V96H93ZM95 97L96 94H95ZM109 97V96H108ZM141 97V95H140ZM181 97V96H180ZM188 97V96H187ZM197 97V96H196ZM202 97V96H200ZM204 97V96H203ZM216 97V96H214ZM57 98V96H56ZM67 98V97H66ZM90 98V97H89ZM190 98V97H189ZM194 98V97H193ZM226 98L223 97V99L225 100ZM50 99V100H48ZM58 99H61V97H59ZM100 99V98H99ZM101 99H103L101 97ZM106 99V98H104ZM141 99V98H140ZM147 99V98H146ZM149 99V98H148ZM201 99V98H200ZM204 99V98H203ZM207 99V98H206ZM13 100V99H12ZM55 101V99H53ZM76 100V99H75ZM92 100V99H91ZM186 100V98H185ZM193 100V99H192ZM202 100V99H201ZM209 100V98H208ZM219 100V99H217ZM18 101V102H17ZM50 101V102H48ZM57 101V100H56ZM62 101V99L60 100V102ZM95 101V100H94ZM140 101V100H139ZM147 101V100H146ZM194 101V100H193ZM15 102L19 103L18 105L15 104ZM21 102V103H20ZM90 102V101H88ZM105 102V101H104ZM110 102V101H109ZM205 102V101H204ZM24 103V102H23ZM56 103V102H54ZM53 103V105H55ZM64 103V102H63ZM62 103V104H63ZM114 103V101H113ZM122 103V102H121ZM154 103V102H153ZM188 104L190 102H187ZM195 103V102H194ZM201 103V102H200ZM15 104V105H14ZM31 104H37V107H34L31 106ZM57 104V103H56ZM131 104V103H130ZM140 104V103H139ZM187 104V105H188ZM203 104V103H202ZM205 104L207 105V103L205 102ZM205 104L203 106H205ZM211 104V103H210ZM218 104V103H217ZM61 105V103H60ZM64 107H66L65 103L63 104ZM87 105V104H86ZM93 105V104H92ZM107 105V104H106ZM124 105V104H123ZM195 105V104H194ZM200 105V104H199ZM197 103H196V108L199 112L202 113V115L204 114L206 116V114L209 112L207 111L208 109L205 107H202L199 106ZM216 105V104H215ZM15 106V107H14ZM68 106V105H67ZM113 106V105H112ZM138 106V105H137ZM209 106V104H208ZM224 106V104H223ZM59 108V102H58V105L56 106ZM85 107V106H84ZM156 107V106H155ZM190 107V106H189ZM194 107V106H193ZM215 107V106H214ZM217 107V112H218V106ZM67 108V107H66ZM75 108V107H74ZM150 108V107H149ZM220 108V107H219ZM226 108V107H225ZM63 109V108H62ZM53 110V109H52ZM58 110V109H57ZM73 110V109H72ZM78 110V109H77ZM140 110V109H139ZM191 110V109H190ZM226 110V109H225ZM23 111V110H22ZM60 111V110H58ZM74 111V110H73ZM213 111V110H212ZM215 111V109H214ZM227 111V110H226ZM228 111V112H229ZM234 111H233V114H234ZM46 112V113H47ZM53 112V111H52ZM80 112V111H79ZM89 112V111H88ZM141 112V111H140ZM25 113V111H24ZM211 113V111H210ZM23 114V113H22ZM51 114V113H50ZM131 114V112H130ZM134 114V113H133ZM144 114V113H143ZM195 114V113H194ZM215 114V113H214ZM218 114V113H217ZM230 115L231 112H229ZM58 114L56 113V116ZM65 115V114H64ZM63 115V117H64ZM160 115V114H159ZM193 115V114H192ZM201 115V117H202ZM210 115V114H209ZM219 115V114H218ZM223 115V114H222ZM44 116V117H43ZM54 116V115H53ZM81 116V114L79 115ZM105 116V115H104ZM112 116V115H111ZM131 116V115H130ZM211 116V115H210ZM58 117V116H57ZM78 117V116H77ZM82 117V116H81ZM154 117V116H153ZM227 117V116H226ZM65 118V117H64ZM74 118V117H73ZM217 118V117H216ZM215 118V119H216ZM219 118V117H218ZM221 118V117H220ZM58 119V118H57ZM80 119V118H79ZM115 119V118H114ZM191 119V118H190ZM200 119V118H199ZM213 119V118H211ZM225 119V118H224ZM89 120V119H88ZM92 120V119H91ZM106 120V119H105ZM131 120V119H130ZM163 120V119H162ZM32 121V123H31ZM57 121V120H56ZM107 121V120H106ZM121 121V120H120ZM144 121V120H143ZM210 121V120H209ZM218 121V120H217ZM216 121V122H217ZM82 122V121H81ZM84 122V121H83ZM112 122V120H111ZM122 122V121H121ZM127 122V121H126ZM145 122V121H144ZM161 122V121H160ZM201 122V121H199ZM74 123V122H73ZM129 123V122H128ZM142 123V122H141ZM149 123V122H147ZM202 123H203V126L207 129L208 128V124L207 123H210L208 122L207 120V117H202ZM214 123V122H213ZM220 122H218L219 124ZM227 123V122H226ZM248 123V127L251 128L248 129L246 128L245 126H243V124H246ZM24 125L25 127H29V130L27 129V131H22V130H19L17 128L18 125ZM109 124V123H108ZM184 124V123H183ZM190 124V123H189ZM196 124V123H195ZM211 124V123H210ZM215 124V123H214ZM71 125V124H70ZM117 125V124H116ZM222 125V124H221ZM224 125V124H223ZM228 125V124H227ZM79 126V124H78ZM109 126V125H108ZM118 126V125H117ZM138 126V125H137ZM144 126V125H143ZM216 126V125H215ZM254 126V127H255ZM262 126V127H260ZM24 127V128H25ZM85 127V126H84ZM92 127V126H91ZM107 127V125H106ZM149 127V125H148ZM210 127V126H209ZM245 127V128H243ZM21 128V127H19ZM100 128V127H99ZM111 128V127H110ZM109 128V129H110ZM113 128V127H112ZM130 129V127H128ZM218 128V127H217ZM223 128V127H222ZM227 128V127H226ZM31 129L32 130H35L36 132L32 131L35 133V135L37 136L35 138V136L33 137L32 133L31 132ZM78 129V128H77ZM88 129V128H87ZM104 129V128H103ZM107 129V128H106ZM104 129V130H106ZM108 129V130H109ZM115 130V129H114ZM126 130V129H125ZM257 130V129H255ZM261 130V129H260ZM84 131V130H83ZM90 131V129H89ZM95 131V130H94ZM98 131V130H97ZM124 131V130H123ZM136 131V130H135ZM193 131V130H192ZM209 131V130H208ZM217 131V130H216ZM223 131V130H222ZM30 134H28V133ZM79 132V131H78ZM103 132V131H102ZM121 132V131H120ZM129 132V131H128ZM127 132V133H128ZM201 132V131H200ZM226 132V131H225ZM228 132V131H227ZM254 132V133H253ZM32 133V134H31ZM77 133V132H76ZM124 133V132H123ZM163 133V132H162ZM212 133V132H210ZM257 133V134H255ZM87 134V133H86ZM105 134V133H104ZM125 134V133H124ZM193 134V132H192ZM204 134V133H203ZM217 134V133H216ZM221 134V133H220ZM223 134V133H222ZM235 134V135H236ZM32 135V137H31ZM110 135V133H109ZM115 135V134H113ZM209 135V134H208ZM215 135V134H214ZM230 134H228L229 136ZM77 136V135H76ZM99 136V135H98ZM192 136V135H191ZM233 136V135H231ZM100 137V136H99ZM97 137V138H99ZM143 137V136H141ZM190 137V136H189ZM203 137V136H202ZM208 137V136H207ZM212 137V136H211ZM263 137H264V134H263ZM33 138V139H32ZM91 138V137H90ZM191 138V137H190ZM200 138V137H199ZM204 138V137H203ZM217 138H219L217 136ZM228 138V137H227ZM233 138V137H232ZM262 138V137H261ZM259 138V139H261ZM107 139V138H106ZM156 139V138H155ZM166 139V138H164ZM181 139V138H180ZM184 139V138H183ZM215 139V138H214ZM220 139V138H219ZM218 139V140H219ZM235 139V138H234ZM233 139V140H234ZM254 139L255 141L253 142ZM84 140V139H83ZM87 140V139H86ZM98 140V139H97ZM100 140V139H99ZM145 140V139H144ZM167 140V139H166ZM169 140V139H168ZM188 140V139H187ZM206 140H210V139H207ZM221 140V139H220ZM223 141V140H221ZM219 141V143L221 142ZM82 142V141H81ZM86 142V141H85ZM95 142V141H94ZM137 142V141H136ZM167 142V141H166ZM199 142V141H198ZM209 142V141H207ZM206 142V143H207ZM93 143V142H92ZM107 143V142H106ZM115 143V142H113ZM112 143V144H113ZM163 143V142H162ZM197 143V142H196ZM205 143V142H204ZM205 143V144H206ZM215 143V142H214ZM237 143V144H238ZM260 143V142H259ZM79 144V143H78ZM76 144V145H78ZM232 144V142H231ZM135 145V144H134ZM161 145V144H160ZM163 145V144H162ZM187 145V144H186ZM197 145V144H195ZM258 145V144H257ZM75 146V145H73ZM89 146V144H88ZM92 146V145H91ZM113 146V145H112ZM203 146V144H202ZM216 146V145H215ZM238 146V145H237ZM127 147V145H126ZM138 147V146H137ZM162 147V146H161ZM168 147V146H167ZM192 147V146H191ZM218 147V146H217ZM224 147V146H223ZM222 147V148H223ZM232 147V146H231ZM81 148V147H80ZM96 148V147H95ZM122 148V147H121ZM157 148V147H156ZM193 148V147H192ZM200 148V146H199ZM202 148V147H201ZM226 148V147H225ZM233 148V147H232ZM252 148V149H253ZM77 149V148H76ZM89 149V148H88ZM91 149V148H90ZM102 149V148H101ZM136 149V148H135ZM141 149V148H140ZM162 149V148H161ZM159 148V150H161ZM196 149V148H195ZM213 149V148H212ZM230 149V148H229ZM236 149V148H235ZM238 149V148H237ZM249 149V148H248ZM247 149V150H248ZM260 149V148H259ZM75 150V149H74ZM78 150V149H77ZM82 150V149H81ZM80 150V151H81ZM93 150V149H92ZM103 150V149H102ZM109 150V149H108ZM202 150V149H201ZM204 150V149H203ZM220 150V149H219ZM250 150V149H249ZM112 151V150H111ZM122 151V149H121ZM153 151V150H152ZM221 151V150H220ZM70 152V151H69ZM68 152V153H69ZM102 152V151H101ZM105 152V151H104ZM133 152V151H132ZM160 152V151H159ZM197 152V151H196ZM202 152V151H201ZM226 152V151H225ZM246 152V151H245ZM113 153V152H112ZM115 153V152H114ZM135 153V152H134ZM143 153V152H142ZM155 153V152H154ZM153 153V155H154ZM188 153V152H187ZM205 153V152H204ZM210 153V152H209ZM229 153V152H228ZM77 154V153H75ZM88 154V153H87ZM94 154V153H93ZM148 154V153H147ZM162 154V153H161ZM196 154V153H195ZM208 154V153H206ZM212 155V152L210 153ZM222 154V153H221ZM234 154H235V150H234ZM238 154V153H237ZM249 154V153H248ZM247 154V155H248ZM74 156V154H72ZM112 155V154H111ZM145 155V154H144ZM205 155V154H204ZM233 155V154H232ZM242 155V154H241ZM89 156V155H88ZM99 155H97L98 157ZM105 157V155H103ZM192 156V155H191ZM213 156V155H212ZM221 156V155H220ZM223 156V155H222ZM228 156V155H227ZM235 156V155H234ZM239 156V154H238ZM249 156H251L249 154ZM256 157V160L254 159V157ZM199 157V156H198ZM211 157V156H210ZM233 157V156H232ZM71 158V157H70ZM76 158V157H75ZM90 158V156H89ZM92 158V157H91ZM144 158V157H143ZM186 158V157H185ZM189 158V157H188ZM248 158V157H246ZM250 158V157H249ZM77 159V158H76ZM202 159V158H201ZM206 159V158H205ZM210 159V158H209ZM212 159V157H211ZM210 159V160H211ZM229 159V158H228ZM233 159V158H232ZM237 159V157H236ZM242 159V158H241ZM71 160V159H69ZM80 160V159H79ZM84 160V159H83ZM198 160V159H197ZM214 160V159H213ZM212 160V161H213ZM217 160V159H216ZM240 160V159H239ZM243 160V159H242ZM247 160V159H245ZM249 160V159H248ZM247 160V162H248ZM18 161V162H19ZM68 161V159H67ZM87 161V160H86ZM93 161V160H92ZM101 161V160H100ZM147 161V160H146ZM204 161V160H202ZM234 161V160H233ZM232 161V162H233ZM241 161V160H240ZM260 162V165H259V168L261 169L260 172H258L256 169H257V165L256 163L254 162ZM20 162L19 165H21L22 163ZM25 162V163H26ZM75 162V161H73ZM78 162V161H77ZM85 162V161H84ZM111 162V161H110ZM163 162V161H162ZM194 162V161H192ZM201 162V161H200ZM207 162V161H206ZM219 162V161H218ZM221 162V160H220ZM224 162V161H223ZM239 162V161H238ZM251 162V163H250ZM66 163V162H65ZM87 163V162H86ZM105 163V162H104ZM119 163V162H118ZM213 163V162H212ZM216 163V162H215ZM235 163V162H234ZM240 163V162H239ZM68 164V163H67ZM72 164V163H71ZM70 164V165H71ZM95 166L97 165L95 162H94ZM93 164V165H94ZM114 164V163H113ZM207 164V163H206ZM238 164V163H237ZM18 165V166H19ZM23 165H25L23 163ZM73 165V164H72ZM76 165V164H75ZM92 165V164H91ZM102 165V164H101ZM120 165V164H119ZM126 165V164H125ZM203 165H205L203 163ZM211 165V164H210ZM217 165V164H216ZM234 165V164H233ZM241 165V164H240ZM67 166V165H66ZM88 166V164H87ZM94 166V168H95ZM103 166V165H102ZM188 166V165H187ZM209 166V165H208ZM219 166V164H218ZM246 166V165H245ZM10 167V168H11ZM17 167V166H16ZM15 167V168H16ZM80 167V166H79ZM90 165H89V169H90ZM93 167V166H92ZM116 167V166H115ZM121 167V166H120ZM166 167V166H165ZM164 167V168H165ZM203 167V166H202ZM206 167V166H205ZM228 167V166H227ZM244 167V166H242ZM241 167V168H242ZM19 168V167H18ZM71 168V167H70ZM100 168V167H99ZM123 168V167H122ZM144 168V167H143ZM149 168V167H148ZM212 168V167H211ZM216 167L214 166V169ZM247 168V167H246ZM20 169V168H19ZM21 169H22V166H21ZM87 169V170H89ZM114 169V168H113ZM118 169V168H117ZM158 169V168H157ZM202 169V168H201ZM229 169V168H228ZM7 170V169H6ZM8 170V171H9ZM94 170V169H93ZM123 170V169H121ZM189 170V169H188ZM196 170V169H195ZM205 170V169H204ZM211 170V169H210ZM233 170V169H232ZM231 170V171H232ZM236 170V169H235ZM9 171V172H11ZM96 171V170H94ZM186 171V170H185ZM198 171V170H197ZM209 171V170H208ZM238 172V169L236 170ZM242 171V170H241ZM240 171V172H241ZM82 172V173H81ZM91 172V171H90ZM99 172V171H98ZM110 172V171H109ZM113 172V171H112ZM149 172V171H148ZM195 172V171H193ZM211 172V171H210ZM217 172V171H216ZM219 172V171H218ZM262 172V173H261ZM5 173V172H4ZM104 173V172H103ZM144 173V172H143ZM169 173V172H168ZM196 173V172H195ZM205 173V172H204ZM203 173V174H204ZM245 173V174H246ZM261 173V174H260ZM3 174V172H2ZM89 174V173H88ZM93 174V173H91ZM97 174V173H96ZM122 174V173H121ZM219 174V173H218ZM228 174V173H227ZM237 174V173H236ZM1 175V174H0ZM98 175V174H97ZM100 175V174H99ZM105 175V174H104ZM104 175L102 174L101 172V175H100V178L103 176L104 178ZM125 175V174H124ZM189 175V174H188ZM202 175V174H201ZM234 175V174H233ZM238 175V174H237ZM246 175V176H247ZM253 175V174H252ZM251 175V176H252ZM2 176V175H1ZM70 176V177H69ZM92 176V175H91ZM94 176V175H93ZM106 176V175H105ZM110 176V175H109ZM182 176V175H181ZM187 176V175H186ZM207 176V175H206ZM239 176V175H238ZM99 177V176H98ZM107 177V176H106ZM105 177V178H106ZM112 177V176H111ZM125 177V176H124ZM227 177V176H226ZM235 176H233L234 178ZM74 178V177H73ZM73 178L71 179V182L73 181ZM85 178H87L85 176ZM116 178V177H113V179ZM129 179V177H127ZM163 178V177H162ZM161 178V179H162ZM192 178V177H191ZM199 178V177H198ZM204 178V177H203ZM219 178V176H218ZM237 178V176H236ZM234 178V179H236ZM5 179V180H4ZM96 179V178H95ZM95 179L93 181H95ZM107 179V178H106ZM125 179V178H124ZM197 179V178H195ZM217 179V178H216ZM221 179V178H220ZM224 179V178H223ZM227 179V178H226ZM233 179V180H234ZM88 180V179H86ZM91 180V179H90ZM100 180V179H99ZM104 180V179H103ZM69 181V180H68ZM78 181V180H77ZM82 181V180H81ZM107 181V180H106ZM125 181V180H124ZM141 181V180H140ZM210 181V180H209ZM229 181V180H228ZM232 181V180H231ZM70 182V183H71ZM115 182V181H114ZM151 182V181H150ZM161 182V181H160ZM195 182V181H194ZM202 182V181H201ZM236 182V181H235ZM238 182V181H237ZM236 184H239L237 183ZM260 182V183H259ZM68 184L69 187H71L70 185L71 184ZM93 184V182H91ZM118 183V182H117ZM124 183V182H123ZM210 183V182H209ZM212 183V182H211ZM214 183V182H213ZM232 183V182H231ZM85 184V183H84ZM95 184V183H94ZM103 184V183H102ZM156 184V183H155ZM207 184V183H206ZM235 184V183H234ZM235 184V185H236ZM86 185V184H85ZM96 185V184H95ZM100 185V184H99ZM98 185V186H99ZM107 185V184H106ZM112 185V184H111ZM132 185V184H131ZM149 185V184H148ZM186 185V184H185ZM213 185V184H212ZM216 185V184H215ZM222 185V184H221ZM230 185V184H229ZM258 185V186H259ZM76 186V185H75ZM84 186V185H83ZM97 186V188H98ZM184 186V184H183ZM187 186V185H186ZM185 186V187H186ZM203 186V185H202ZM207 186V185H206ZM220 186V185H219ZM228 186V185H227ZM232 186V185H231ZM239 186V185H238ZM240 186L242 187V184H240ZM82 187V186H81ZM91 187V186H90ZM105 187V186H104ZM127 187V186H126ZM137 187V185L135 186ZM182 187V186H181ZM190 187V186H189ZM210 187V186H209ZM212 187V186H211ZM221 187V186H220ZM260 187V186H259ZM93 188V186L91 187ZM121 188V187H120ZM140 188V187H139ZM152 188V187H151ZM192 188V187H191ZM196 188V187H195ZM216 188H218L216 186ZM89 189V188H88ZM141 189H143V187L141 186ZM186 189V188H184ZM200 189V188H199ZM198 189V190H199ZM211 189V188H210ZM224 189V188H223ZM257 189V187L255 188ZM261 189V188H260ZM259 189V190H260ZM152 190V189H150ZM187 190V189H186ZM192 190V189H191ZM240 190V189H239ZM189 191V189H188ZM193 191V190H192ZM202 191V190H201ZM217 191V190H216ZM233 191V190H232ZM106 192V191H105ZM112 192V191H111ZM130 192V191H129ZM133 192V191H132ZM186 192V191H185ZM204 192V191H203ZM205 192L206 194L209 193L210 191L207 190V188L205 189ZM231 192V191H230ZM234 192V191H233ZM232 192V193H233ZM253 192H256V191H253ZM53 193V191H52ZM60 193V191H59ZM62 193V191H61ZM65 193V192H64ZM79 193V192H78ZM114 193V192H113ZM111 193V196L112 194ZM174 193V192H173ZM178 193V192H177ZM211 193V192H210ZM215 193V192H214ZM237 193V192H236ZM239 193V192H238ZM107 194V193H106ZM109 194V193H108ZM150 194V193H149ZM183 194V193H182ZM187 194V193H186ZM190 194V193H189ZM195 194V193H194ZM201 194V192H200ZM218 194V193H216ZM222 194V193H221ZM242 194V193H241ZM242 194V196H243ZM257 194V192L255 193ZM60 195V194H59ZM68 194H66L67 196ZM81 195V194H80ZM104 195V194H103ZM101 195V196H103ZM147 195V194H145ZM144 195V197H145ZM229 195V194H228ZM234 195V194H233ZM240 195V194H239ZM248 195V194H247ZM249 195H252L249 193ZM64 196V197H66ZM114 196V195H113ZM179 196V195H178ZM197 196V195H196ZM200 196V195H199ZM204 196V194H203ZM201 196V197H203ZM237 196V195H235ZM254 196V195H253ZM252 196V197H253ZM181 197V196H179ZM185 197V196H184ZM209 196H207L208 198ZM215 197V196H214ZM226 197V196H225ZM238 197V196H237ZM245 197V196H244ZM247 197V196H246ZM251 197V198H252ZM259 197V198H258ZM67 198V197H66ZM83 198V197H82ZM147 198V197H146ZM205 198V196H204ZM212 198V197H211ZM228 198V197H227ZM233 198V197H231ZM250 198V199H251ZM254 198V197H253ZM252 198V199H253ZM87 199V198H86ZM101 199V200H100ZM104 199V200H103ZM115 199V197H114ZM143 199V200H144ZM148 199V198H147ZM195 199V198H194ZM193 199V201H194ZM199 199V198H197ZM223 199V198H222ZM251 199V201H252ZM196 200V199H195ZM205 200V199H204ZM186 201V200H185ZM188 201H190L188 199ZM210 201V200H209ZM217 201V200H215ZM222 201H225V200H222ZM235 201V200H234ZM237 201V200H236ZM88 203L86 205V203ZM183 202V201H182ZM191 202V201H190ZM206 202V201H205ZM250 202V201H249ZM249 202H248V205H249ZM212 203V202H211ZM226 203V202H225ZM231 203V202H230ZM234 203V202H233ZM239 203V202H238ZM237 203V204H238ZM192 204V203H191ZM223 204V203H222ZM221 204V205H222ZM247 204V203H246ZM246 204H243V205H246ZM149 205V207H148ZM154 205V204H153ZM200 205V204H199ZM208 205V204H207ZM215 205V204H214ZM217 205V204H216ZM220 205V206H221ZM189 207V205H187ZM253 208H264V190L261 194L258 193L257 195V198L255 199L254 198V201H253V204L251 205L250 204V207ZM222 207V206H221ZM229 207V206H228ZM247 207V205H246ZM151 208H154L151 207ZM150 208V209H151ZM192 208V207H191ZM213 208V207H212ZM225 208V207H224ZM235 208V207H233ZM244 208V207H243ZM248 208V207H247ZM162 209V208H160ZM188 209V208H187ZM229 209V208H228ZM238 209V207H237ZM149 210V209H148ZM182 210V209H181ZM206 210H210L209 208L206 209ZM213 210V209H212ZM218 210V209H217ZM227 210V209H226ZM240 210V209H239ZM248 210V209H246ZM245 210V211H246ZM255 210V209H253ZM195 211V210H193ZM197 211V210H196ZM215 211V210H214ZM213 211V212H214ZM244 211V210H243ZM252 211V210H251ZM151 212V211H150ZM204 212V211H203ZM232 212V211H230ZM229 212V213H230ZM239 212V211H238ZM171 213V212H170ZM218 213H219V210H218ZM233 213V212H232ZM235 213V212H234ZM243 213V212H242ZM250 213V212H249ZM255 213V212H254ZM253 213V214H254ZM150 214V213H149ZM206 214V213H205ZM204 213L200 214L199 213V219L195 222H188V219H186V214L185 213H182L179 214V215H175L177 217V220L179 221V223H177L176 221V224H180V222H183V224L185 225L186 223V229H187V232L188 234L191 233L190 235H195L196 236V242L198 243V245H202V247H204V250L202 249L201 246H195L193 251H191V253L194 254L195 259L196 261H199L201 262V264H209L206 260L207 259V256L208 253L209 255H211L212 253L216 252V250L212 247L213 245V242H219L220 244H222L221 242L223 241V238L225 236H223V234L225 233V225L227 224H224L222 222V220L220 219V223L219 225H213V223H210L208 222V218H210V216L207 215V217H204L205 215ZM207 214H210L207 213ZM213 216H214V213H212ZM216 214V212H215ZM225 214V213H224ZM231 214V213H230ZM247 214V212H246ZM252 214V213H251ZM162 215V214H161ZM219 215V214H218ZM217 215V216H218ZM221 215V214H220ZM242 215V214H241ZM260 215V214H259ZM148 216V217H147ZM197 216V214H196ZM217 216H215L217 218ZM240 217V215H238ZM237 216V217H238ZM262 216V215H261ZM171 217V216H170ZM174 217V218H176ZM190 217V216H189ZM219 217V216H218ZM249 217V216H248ZM188 218V217H187ZM220 218V217H219ZM222 218V217H221ZM228 218V216H227ZM260 218V217H259ZM169 219V218H168ZM173 219V218H172ZM206 219V220H205ZM211 219V218H210ZM213 219V218H212ZM223 219V218H222ZM251 219V218H250ZM162 220V219H161ZM208 220V221H207ZM219 220V219H218ZM225 220V219H224ZM223 220V221H224ZM232 220V219H231ZM242 220V219H241ZM175 221V220H174ZM230 221V220H229ZM258 220H256V223H257ZM264 221V220H263ZM213 222V220L211 221ZM215 222H216V219H215ZM214 222V223H215ZM239 222V221H238ZM159 223V221H158ZM174 223V222H173ZM243 223V222H242ZM171 224V223H170ZM182 224V223H181ZM180 224V225H181ZM258 224V223H257ZM263 224V223H262ZM233 225V224H232ZM239 225V224H238ZM261 225V224H260ZM179 226V225H178ZM177 226V227H178ZM228 226V225H227ZM230 226V225H229ZM241 226V225H240ZM252 226V225H251ZM250 226V228H252ZM254 226V225H253ZM256 226V225H255ZM176 227V226H175ZM176 227V228H177ZM180 227V226H179ZM178 227V228H179ZM233 227V226H232ZM243 227V226H242ZM241 227V228H242ZM158 228V227H157ZM174 228V227H173ZM226 228V227H225ZM246 228V231L250 230L247 228V226L245 227ZM201 229V230H200ZM202 229H206V232L202 231ZM230 229V228H229ZM227 229V231L229 230ZM235 229V228H233ZM254 229V228H253ZM182 230V229H181ZM257 230V229H256ZM178 231V230H177ZM232 230H230L231 232ZM238 231V230H237ZM245 231V230H244ZM257 233H255V236H258L259 240L263 241L264 242V226L262 227H258V231H256ZM227 233V232H226ZM225 233V235H226ZM238 233V232H237ZM241 233V232H240ZM247 233V232H246ZM245 233V234H246ZM252 233V232H251ZM179 235V234H178ZM177 235V236H178ZM189 235V236H190ZM235 235V234H234ZM233 235V236H234ZM248 235V234H247ZM251 235V234H250ZM183 236V235H182ZM227 236H228V233H227ZM238 236V235H237ZM253 236V235H252ZM191 237V236H190ZM248 237V236H247ZM178 238V237H177ZM187 237H185L186 239ZM241 239V237L239 236L238 239ZM245 238V237H244ZM249 238V237H248ZM252 238V237H251ZM254 238V237H253ZM256 238V237H255ZM111 239V240H113ZM229 239V238H228ZM235 239L236 236H235ZM243 239V237H242ZM254 240V239H253ZM252 239H243V247L241 248V250H239V253H237L238 251L234 250V249H231V250H226L227 253L225 254L226 255V259L220 254L221 251H220V248H222L221 246L216 247L217 249V252L220 251V255H221V258L222 259H225L226 263L225 264H231L229 262V259L231 257L230 260H237L238 258V261L240 260V264H254V262L258 259L254 258L255 255H258L256 254L255 252H257V248L259 246V244H261L262 242H258V241H255L253 242ZM117 241V242H118ZM188 241V240H187ZM227 241V239H226ZM235 241V240H234ZM233 241V242H234ZM241 241V240H240ZM239 241V243H241ZM191 242V241H189ZM228 244H232V240H228L227 241ZM236 242V241H235ZM238 243V242H236ZM235 243V244H236ZM259 243V244H258ZM120 244V243H118ZM176 244V243H175ZM178 244V243H177ZM217 244V243H215ZM226 244V243H225ZM230 244V245H231ZM242 244V243H241ZM241 244H239L241 246ZM264 244V243H263ZM8 245V246H7ZM186 245V244H185ZM229 245V246H230ZM233 245V244H232ZM238 245V246H239ZM121 247V245H119ZM224 246V245H223ZM237 246V245H235ZM237 246V248H238ZM239 246V247H240ZM124 247H127L124 245ZM184 247V246H183ZM192 247V245H191ZM201 247V248H199ZM263 247V245H262ZM2 248V247H1ZM175 248V247H174ZM190 248V247H189ZM230 248H232V246H230ZM234 248V247H233ZM235 248V249H237ZM26 249V255H23V251ZM122 250V249H121ZM125 250V249H124ZM192 250V249H191ZM264 250V249H263ZM109 249L107 250V253H108ZM128 251L130 252H133V249L132 251L130 250V247H128ZM187 252V250H185ZM204 251H206L207 253H205ZM216 252V253H217ZM225 253V251H223ZM222 252V254H223ZM261 252V251H260ZM106 253V252H105ZM104 253V254H105ZM183 253V251H182ZM263 253V252H262ZM101 254V255H100ZM218 254V253H217ZM215 255V258L217 259L216 256L218 255ZM260 254V253H259ZM208 255V256H209ZM224 255V254H223ZM263 255V254H262ZM108 256V255H107ZM136 256V255H135ZM142 256V257H141ZM206 256V257H205ZM103 257V256H102ZM111 257V256H110ZM213 257V256H212ZM212 257L210 256V259L212 260ZM260 257V256H259ZM264 257V256H263ZM107 258V257H105ZM109 258V257H108ZM172 258V260H171ZM194 258V257H193ZM213 258V259H215ZM262 258V257H261ZM130 259V258H129ZM175 259V260H174ZM193 259V260H195ZM169 260H171L172 262H170ZM235 260V261H236ZM260 260V259H259ZM258 260V261H259ZM262 260V259H261ZM108 261V260H107ZM209 261V260H208ZM216 261V260H215ZM219 261V259H218ZM217 261V262H218ZM264 261V260H263ZM112 262V261H111ZM137 262V263H138ZM188 262V261H187ZM186 262V263H187ZM192 262V261H190ZM195 262V261H194ZM193 262V263H194ZM199 262V264H200ZM205 262V263H204ZM210 262V261H209ZM237 262V261H236ZM261 261L259 262H256L255 264H260ZM136 263V262H135ZM212 263V262H210ZM220 263V262H219ZM223 263V262H221ZM220 263V264H221ZM126 264V263H125ZM192 264V263H190ZM197 264V263H195ZM217 264V263H216ZM235 264V263H234ZM264 264V262H263Z\"/></svg>",
  "mask_w": 264,
  "mask_h": 264
}]
</instances>
